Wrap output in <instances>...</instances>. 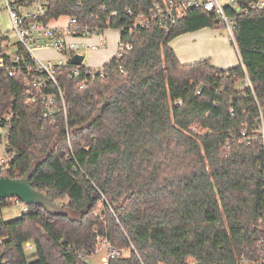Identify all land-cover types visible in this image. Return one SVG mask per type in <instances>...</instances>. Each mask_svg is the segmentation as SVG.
I'll return each mask as SVG.
<instances>
[{
    "label": "trees",
    "instance_id": "1",
    "mask_svg": "<svg viewBox=\"0 0 264 264\" xmlns=\"http://www.w3.org/2000/svg\"><path fill=\"white\" fill-rule=\"evenodd\" d=\"M155 1L178 0L50 1L47 21L118 29L133 49L94 76L56 64L48 116L42 96L25 94L45 74L20 42L9 53L0 36V120L11 122L6 137L0 123L9 157L0 175L34 166L33 187L68 211L27 205L7 221L2 208L14 198L0 201L5 264H89L106 243L121 251L108 264H264V7L226 5L241 61L224 69L183 63L171 45L219 27L215 12L135 25Z\"/></svg>",
    "mask_w": 264,
    "mask_h": 264
},
{
    "label": "built area",
    "instance_id": "2",
    "mask_svg": "<svg viewBox=\"0 0 264 264\" xmlns=\"http://www.w3.org/2000/svg\"><path fill=\"white\" fill-rule=\"evenodd\" d=\"M51 0H0L4 9L9 12L12 25L18 35V42L26 48L30 53L32 59L36 62V67L41 70L45 75L37 76L27 83L28 102L35 103L39 96L45 100L44 116H48L53 112V107L56 103V97L53 94L46 93V88L49 83L54 82L57 86L55 65L45 63L36 54L38 49H56L58 52L67 55V59L59 64H66L70 62L71 58L76 54H81L82 48L99 50L104 49L108 45V39L106 31L102 27H96L92 25H83L77 21L74 17H68L65 24L53 25L51 21H47L45 16L48 13V6ZM236 5L235 0H229L228 3H224L221 0H178L171 2L161 3L155 1L149 12L143 13L136 20L135 25H146L147 23L158 21L160 25H165L168 19L174 21L176 18L182 17L192 8L205 9L215 12L218 15L220 24L226 27L229 32V37L232 43L237 47L235 38L236 19L229 15L226 11V5ZM253 9H260L264 7V0H255L251 5ZM130 12V10H129ZM117 12H113L116 14ZM118 30V29H117ZM120 34H121V30ZM96 38V41L88 44L80 39ZM14 43L8 38L4 45L8 47V52L16 51ZM238 48V47H237ZM133 45L128 42H122L119 40L116 56L122 57L125 52L132 50ZM85 56V55H84ZM19 57H16L18 61ZM85 60V59H84ZM108 63V62H107ZM0 62V67L2 66ZM104 65L98 68L86 65L83 61L81 65H75L76 68L73 72L75 76H80L82 66L85 73L94 76L95 74H102L104 72ZM13 75L14 72H11ZM86 86L85 81L79 84L80 88ZM200 92V91H198ZM63 99L62 92L60 91ZM63 105L65 109V102L63 99ZM4 123L1 126V131L6 137L11 127L9 117L7 120H0V123ZM6 143L0 144V147L5 150ZM3 163V162H2ZM16 203H22L19 199L14 198ZM27 209V205L22 203V211ZM1 242V239H0ZM107 248V257H104L103 264H108L109 259L113 258L121 253V251L113 249L108 243L105 244ZM34 246L32 243L28 244V248L32 249ZM245 264V260L242 261Z\"/></svg>",
    "mask_w": 264,
    "mask_h": 264
},
{
    "label": "rangeland",
    "instance_id": "3",
    "mask_svg": "<svg viewBox=\"0 0 264 264\" xmlns=\"http://www.w3.org/2000/svg\"><path fill=\"white\" fill-rule=\"evenodd\" d=\"M221 1L224 3L229 2V0H221ZM0 26L4 30V33H7L12 43L18 42L19 38L12 25L9 12L3 8V6L1 5V2H0ZM217 30H218V36L223 35L228 38L229 45L231 46L234 54L238 57L237 50L229 37V32L226 29V27H223L220 25L217 28ZM106 36L108 39L107 48L99 49V50H92L90 48L81 50V54L85 55L84 63L86 65L98 68L99 66L107 63L108 60L116 56L118 42H119L118 39L120 37V31L116 29L108 30L106 31ZM172 42H173L172 44L174 45V47L177 49V52L182 53L184 55L186 51V47L182 45L183 44L182 41L177 39L176 41L174 40ZM36 54L45 63H50L54 65L59 64L61 62L60 60L64 61L68 57L67 55L63 53L58 52L56 49H38L36 50ZM183 55H180L182 61L184 63L189 62L190 60H188L187 56H183ZM219 56L223 59L225 58L223 53H220ZM220 67H224V66H220ZM8 159L9 157L6 151L0 147V165L2 164V162H6ZM21 213H22V203H16V202L12 203L11 202L10 205L2 208V217L7 221L18 218L21 215ZM27 253H30L29 249H27ZM107 253H108L107 248L105 244H103L100 246V248L95 254L89 256L87 261L89 264H103V259L104 257H107Z\"/></svg>",
    "mask_w": 264,
    "mask_h": 264
},
{
    "label": "crops",
    "instance_id": "4",
    "mask_svg": "<svg viewBox=\"0 0 264 264\" xmlns=\"http://www.w3.org/2000/svg\"><path fill=\"white\" fill-rule=\"evenodd\" d=\"M67 20H68V17L63 16V17L59 18L58 20H52L51 23L53 25H60V24H65L67 22ZM217 28L218 27H216V28H211V27L202 28V29L194 31V32L182 34L179 37H177L176 39H174L175 41L177 39L181 40L183 43L182 45L184 47H186L185 54L183 55L182 53H178L177 49L172 44L173 42L171 43V45L175 49L176 53H178L177 55H178L179 59L181 60V62H183V61H182L180 55H183V56H187L188 60H190L187 63L199 61L202 59H210V61L213 65H215L217 67L224 66V67H220V68L227 69V68H230L232 66H236L241 61L239 50L234 45L236 50H237V55H238V57H237L234 54L231 46L228 43L229 42L228 38L223 36V35L218 36ZM109 30H114V29H109ZM0 36H8L7 33H4V30L2 29L1 26H0ZM80 40L85 41L88 44H91V43L96 41V38L93 37V38H86V39H80ZM119 40H120V37H119L118 41ZM107 47H108V45H107ZM83 49H87V48H82V50ZM117 49H118V47H117ZM220 53H223V55L225 56L224 59L219 56ZM189 58H191V59H189ZM110 60H108V62ZM60 61L64 62L62 60H60Z\"/></svg>",
    "mask_w": 264,
    "mask_h": 264
},
{
    "label": "water",
    "instance_id": "5",
    "mask_svg": "<svg viewBox=\"0 0 264 264\" xmlns=\"http://www.w3.org/2000/svg\"><path fill=\"white\" fill-rule=\"evenodd\" d=\"M85 59L83 54L74 55L70 62L73 65H81ZM34 166L20 177H11L6 174L0 175V201L7 198H17L26 205H37L43 207L49 213L62 212L68 214L64 207L58 205L53 198L46 193L33 187L31 176ZM0 264H5L3 255L0 254Z\"/></svg>",
    "mask_w": 264,
    "mask_h": 264
}]
</instances>
